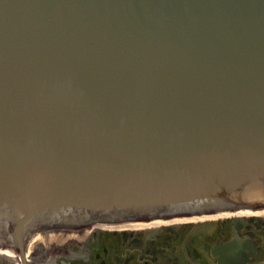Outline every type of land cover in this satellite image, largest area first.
<instances>
[{
	"label": "water",
	"instance_id": "obj_1",
	"mask_svg": "<svg viewBox=\"0 0 264 264\" xmlns=\"http://www.w3.org/2000/svg\"><path fill=\"white\" fill-rule=\"evenodd\" d=\"M264 204V0H0V246Z\"/></svg>",
	"mask_w": 264,
	"mask_h": 264
},
{
	"label": "flooded vegetation",
	"instance_id": "obj_2",
	"mask_svg": "<svg viewBox=\"0 0 264 264\" xmlns=\"http://www.w3.org/2000/svg\"><path fill=\"white\" fill-rule=\"evenodd\" d=\"M236 210L250 211L209 217L197 224L177 221L140 228L92 224L43 227L42 234L49 236V242H34V248L27 249L28 263L264 264V204ZM26 242L23 257L14 248L16 264L27 263ZM5 263V255L0 253V264Z\"/></svg>",
	"mask_w": 264,
	"mask_h": 264
},
{
	"label": "bare ground",
	"instance_id": "obj_3",
	"mask_svg": "<svg viewBox=\"0 0 264 264\" xmlns=\"http://www.w3.org/2000/svg\"><path fill=\"white\" fill-rule=\"evenodd\" d=\"M250 210H231L229 211H224V212H218V213H211V214H202V215H193V216H185V217H176V218H165V219H154V220H141V221H133V222H119V223H106V224H100L99 222H94V223H88L87 225H98V226H102V227H129V228H140V227H144V226H149V225H155V224H160V223H166V222H175V221H182V220H190V219H203L205 217H217L219 215H227V214H231V213H236V214H243V213H249ZM86 225V224H85ZM49 226H54V225H49ZM40 228L36 229L35 231H30V235H32V233H34L32 235V237H37V239L40 237V232L43 233V231H39ZM36 239V240H37ZM32 239H30L31 242ZM34 242V241H33ZM10 249V248H9ZM0 253L3 255H10L11 252L10 250L8 251L7 249H5V247L0 246Z\"/></svg>",
	"mask_w": 264,
	"mask_h": 264
},
{
	"label": "rangeland",
	"instance_id": "obj_4",
	"mask_svg": "<svg viewBox=\"0 0 264 264\" xmlns=\"http://www.w3.org/2000/svg\"><path fill=\"white\" fill-rule=\"evenodd\" d=\"M179 218H181V217H179ZM209 220V217H205V218H203V219H190V220H185V221H187L188 223H191V224H197V223H200V222H205V221H208ZM182 221H184V220H182ZM181 221V222H182ZM131 222H133V221H131ZM175 222H177V221H175ZM95 224V223H94ZM100 224H106V223H100ZM56 226H66V225H60V224H56ZM48 227V226H47ZM68 227H76V226H68ZM43 231L44 229L42 228V229H39V231ZM60 231V230H59ZM60 233V232H59ZM34 233H32V235H33ZM52 234V233H51ZM55 234V233H54ZM53 234V235H54ZM32 235H30V237L32 236ZM37 237L38 236H36L35 235V237H32V240H31V243H30V240H28V243L26 242V244H28V245H25L26 247H25V249H24V257H26V264H30V263H28V258H29V254L27 255V252H28V250L27 249H33L34 248V242H42V243H40L39 245H41V244H46V243H48L49 242V236L48 237H45L44 236V234H42L41 232H40V237L37 239ZM31 239V238H30ZM37 239V240H36ZM34 241V242H33ZM30 244V245H29ZM10 248V249H9ZM5 249H7L8 251L10 250V252H11V254L10 255H6L5 256V261H6V263L5 264H9V263H14V264H16L17 263V261H18V257H17V255H16V250L14 249V248H11L10 246H6L5 247ZM14 249V250H13ZM14 251H15V253H14ZM36 256H38V255H36ZM39 257H43L44 258V256H39ZM11 258V259H10Z\"/></svg>",
	"mask_w": 264,
	"mask_h": 264
}]
</instances>
